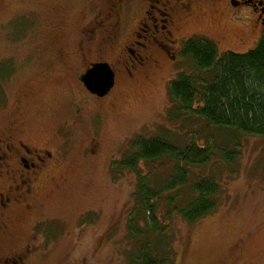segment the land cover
Segmentation results:
<instances>
[{"label":"rangeland","instance_id":"rangeland-1","mask_svg":"<svg viewBox=\"0 0 264 264\" xmlns=\"http://www.w3.org/2000/svg\"><path fill=\"white\" fill-rule=\"evenodd\" d=\"M194 5L192 20L169 48L176 58L157 57L160 68L132 78L119 75L113 97L90 103L91 116L99 122L96 133L89 130L91 124L72 131V143L61 149L56 144V137H61L56 126L70 100H77L78 110L82 105L80 84L68 86L66 68H77L74 74H78L91 62L112 63L114 54L131 41L139 7L117 33L114 17L106 20L105 0H0V133L15 122L16 137L56 144L61 162L42 182L36 195L39 207L7 220L8 229L0 234V264H129L134 241L129 239L128 222L135 213L131 195L137 175L121 169L120 163L134 155L130 143L161 138L181 148L193 140L190 126L182 134L166 120L168 85L178 74L190 71L178 54L181 44L192 36L204 37L216 45L220 57L252 50L263 35L255 25L248 31L221 19L203 7V0H194ZM93 30V38H87ZM109 34L117 36L107 38ZM59 52L72 59L64 55L59 62L55 59ZM80 52L85 53L84 63ZM51 59L53 65H48ZM25 93L33 95L26 100ZM81 133H90L87 142L92 137L101 146L96 155L79 153L81 141L87 140ZM220 136L228 140L229 149L238 147L233 164L216 157L209 164L189 168L188 184L174 201V207L181 209L189 201L190 186L212 178L220 186L215 211L189 225L175 209L166 219L165 199L176 192L159 198L158 215L173 236L174 264H264V138L216 132L215 145H221ZM204 141L202 134L197 143ZM173 171V164L165 160L137 166L140 176L151 175L156 189ZM57 183L61 185L54 190ZM141 218L137 225L143 223Z\"/></svg>","mask_w":264,"mask_h":264},{"label":"trees","instance_id":"trees-1","mask_svg":"<svg viewBox=\"0 0 264 264\" xmlns=\"http://www.w3.org/2000/svg\"><path fill=\"white\" fill-rule=\"evenodd\" d=\"M181 58L190 71L178 74L168 85L166 120L176 124L182 134L190 126L192 142L178 148L161 138H138L129 147L134 155L120 163L121 169L137 175L136 191L131 195L135 213L128 222L129 239L134 241L129 264L175 263L172 232L158 215L163 194L176 192L165 199L166 219L175 209L187 224L193 225L215 211L220 186L212 178L194 182L189 201L181 209L174 207V201L188 184L189 168L209 164L216 157L227 165L235 161L238 147L229 149L228 140L221 136V145H215L216 132L238 138H264V35L252 50L226 52L220 57L213 42L194 37L182 45ZM195 126L200 129L194 130ZM202 134L205 141L199 145L197 139ZM160 160L172 163L174 171L156 189L151 186V175L140 176L137 166ZM139 218L141 225H137Z\"/></svg>","mask_w":264,"mask_h":264},{"label":"flooded vegetation","instance_id":"flooded-vegetation-1","mask_svg":"<svg viewBox=\"0 0 264 264\" xmlns=\"http://www.w3.org/2000/svg\"><path fill=\"white\" fill-rule=\"evenodd\" d=\"M105 6L109 10L106 20L109 16V18L114 17V22L118 25V27L114 26L117 33L128 16L130 15L131 19V16L134 15L131 11L136 6L139 7V17L136 20L134 31L130 34L132 35L131 41L114 54L112 63L105 60L91 62L86 64L78 74L74 73L79 69L66 68L69 73H66V79L70 81L68 86L80 84L82 105L78 110L77 100L73 98L71 101L68 98L70 100L69 109L56 126L61 136L56 137V144H59L61 149L68 143H72L70 140L72 131L83 130L85 126L89 128L91 124L93 127L89 130L96 133L99 122L96 117L91 116L90 103L103 102L110 96L113 97L119 75H127L132 78L137 73L160 68V61L157 57L170 61L176 58V53L171 55L169 48L170 46L172 48L176 42L175 35H179L184 26L192 20L195 7L194 0H105ZM197 7L199 9V6ZM203 7H208L211 11L219 14L221 19L225 18L230 23H237L248 31L250 25H255L258 32L262 31L264 35V0H203ZM203 16H205L204 8ZM94 33L93 30L92 35L86 37L93 38ZM116 36L117 34L115 36L109 34L107 38ZM194 37L199 36H192L181 44L179 56H181L182 45ZM109 41L112 44L111 40ZM56 55L55 59L59 62L63 61L64 55H66V59H72L70 54L65 52H59ZM80 55L84 63L85 53L80 52ZM49 62L48 65H53L52 59ZM95 64H107L113 72V85L103 96L91 93L82 81L83 76ZM45 65H47L46 62H44ZM65 66L69 67V64ZM64 77L65 75H63ZM32 95V93H25L22 96L29 100ZM18 103L21 104V101ZM23 107L22 104V110ZM14 123L8 124L7 132L0 133V234L8 229L7 220L13 219L17 212L26 214L39 207L36 195L44 186L42 182L51 171L57 169L54 167L61 163L60 154L56 151L58 150L56 144L49 146L44 141L31 139V136L16 137ZM81 134L85 140L90 136V133L87 136L85 133ZM88 140L81 141L79 153L89 156L96 155L101 146L97 142H93L92 137L89 142H87ZM60 178L62 183L64 178L63 176ZM61 183L55 184L54 190H58Z\"/></svg>","mask_w":264,"mask_h":264},{"label":"water","instance_id":"water-1","mask_svg":"<svg viewBox=\"0 0 264 264\" xmlns=\"http://www.w3.org/2000/svg\"><path fill=\"white\" fill-rule=\"evenodd\" d=\"M82 81L91 93L103 96L113 85V72L107 64H95L83 76Z\"/></svg>","mask_w":264,"mask_h":264}]
</instances>
